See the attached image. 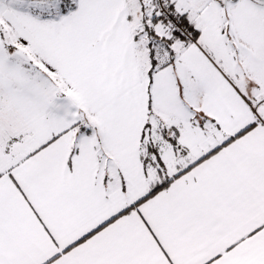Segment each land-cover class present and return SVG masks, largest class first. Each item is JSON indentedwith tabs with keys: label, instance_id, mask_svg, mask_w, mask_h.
<instances>
[{
	"label": "snow or ice",
	"instance_id": "6c2138e0",
	"mask_svg": "<svg viewBox=\"0 0 264 264\" xmlns=\"http://www.w3.org/2000/svg\"><path fill=\"white\" fill-rule=\"evenodd\" d=\"M0 264H264V0H0Z\"/></svg>",
	"mask_w": 264,
	"mask_h": 264
}]
</instances>
